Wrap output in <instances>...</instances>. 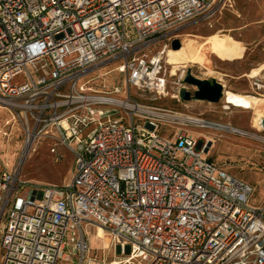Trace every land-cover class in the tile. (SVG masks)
I'll return each mask as SVG.
<instances>
[{"label":"built area","instance_id":"built-area-1","mask_svg":"<svg viewBox=\"0 0 264 264\" xmlns=\"http://www.w3.org/2000/svg\"><path fill=\"white\" fill-rule=\"evenodd\" d=\"M216 3L0 0V264H106L87 258L90 227L110 237L104 249H129L118 264H264L255 185L209 158L186 126L161 136V113L135 119L127 99L94 88L103 74L92 73L114 64L127 87L164 95L173 84L179 97L186 72L167 60L174 32ZM16 125L22 150L11 164ZM42 140L56 160L59 147L74 155L69 182L33 184L10 169Z\"/></svg>","mask_w":264,"mask_h":264},{"label":"rangeland","instance_id":"rangeland-1","mask_svg":"<svg viewBox=\"0 0 264 264\" xmlns=\"http://www.w3.org/2000/svg\"><path fill=\"white\" fill-rule=\"evenodd\" d=\"M217 34L234 42L239 47V58L226 54L220 55L207 47L204 52L206 68L183 65L173 67L171 71L191 72L200 79L215 77L228 88L237 81L240 70L251 71L264 63V0H217L214 9L207 15L199 17L174 32L175 38L181 43H190L198 48L210 36ZM181 48V46H180ZM178 48V49H180ZM175 49V50H178ZM169 61V58H167ZM111 64L92 73V76L103 74L96 78L94 88L106 89L119 99H127L130 105V115L136 118H149L161 113L164 118L159 126V134L164 137L174 136L185 127L197 138L200 147L205 143L206 155L213 159L224 161L230 172L251 182L256 187L255 197L264 200V131L251 129L254 111L243 110L221 100L218 104L185 100L182 93L174 96L173 84H170L164 95L138 87H127L125 77L117 71H112ZM242 68V69H241ZM173 73V72H172ZM264 75V72L262 73ZM175 76L172 74V79ZM17 79L16 81H19ZM248 82L247 94L257 97L264 96V78L244 77ZM185 83V82H184ZM117 87L118 91H113ZM190 91L194 86L185 83ZM126 100V101H127ZM229 106V110L224 107ZM8 114L0 109V121ZM188 117H198L226 125L221 129L202 128L188 123ZM232 128L243 130L247 135L232 131ZM21 130L18 125L13 128L11 135L8 160L19 156L22 150ZM49 144L42 140L34 145L23 165H11V170L19 166L21 178L33 184H52L61 186L69 182L74 173L75 158L65 147H59L58 159L49 149ZM97 227L87 228L90 250L87 258H95L109 264L111 260H124L129 255L117 253L115 245L109 249L103 248V239L95 238ZM59 264H71L60 261ZM123 264H144L139 259Z\"/></svg>","mask_w":264,"mask_h":264},{"label":"bare ground","instance_id":"bare-ground-1","mask_svg":"<svg viewBox=\"0 0 264 264\" xmlns=\"http://www.w3.org/2000/svg\"><path fill=\"white\" fill-rule=\"evenodd\" d=\"M207 47L212 48L213 52L219 53L220 55L226 54L233 58H239L240 50L234 42H231L228 38L214 34L208 37L198 48L193 47L190 43H183L178 50H168L169 63L173 65V67H181L187 64L192 65L193 67L206 68L203 56ZM263 72L264 63L261 64L260 67L253 68L251 71H244L239 68L237 81L229 88L227 86L224 88V102L226 104L243 110L254 111L251 129L258 132L264 131V96L257 97L247 94L249 84L244 80V77L259 78L263 76L264 78V75H262ZM111 98L118 99L115 96H112ZM224 109L229 110L230 107L225 106ZM259 118H262V121H259ZM234 131L242 135H247L245 131L240 129L234 128ZM95 238L103 239L105 247L110 246L111 239L102 227H98ZM132 259L133 258L127 259L126 263L132 261ZM111 264H118V260H111Z\"/></svg>","mask_w":264,"mask_h":264},{"label":"water","instance_id":"water-1","mask_svg":"<svg viewBox=\"0 0 264 264\" xmlns=\"http://www.w3.org/2000/svg\"><path fill=\"white\" fill-rule=\"evenodd\" d=\"M180 46V41L178 39H174L172 42L173 49H178ZM184 82L195 87L193 91L188 89L182 90V97L185 100H196L211 104H218L224 99L223 85L215 77L209 76L207 78L200 79L188 71L185 75ZM259 121H262V118H259ZM127 253H129V249L127 250Z\"/></svg>","mask_w":264,"mask_h":264}]
</instances>
